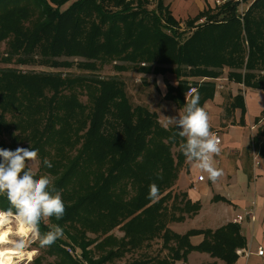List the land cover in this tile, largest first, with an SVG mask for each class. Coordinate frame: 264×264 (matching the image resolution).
Listing matches in <instances>:
<instances>
[{
	"label": "trees",
	"instance_id": "16d2710c",
	"mask_svg": "<svg viewBox=\"0 0 264 264\" xmlns=\"http://www.w3.org/2000/svg\"><path fill=\"white\" fill-rule=\"evenodd\" d=\"M240 3L226 1L187 22L189 27H198L195 23L203 17L208 21L221 17V22L214 25H221L216 37L211 25L204 24L195 34L180 39L176 29L179 21L168 5L164 10L170 24L162 19L161 0L158 13L142 4L134 8L124 0H0V42L8 41L10 55H25L19 58L22 62L26 56L38 54L43 64L53 67L60 63L56 57L76 53L102 61L109 58L157 62L156 66L146 64L137 69L147 73L153 70L162 76L174 72L178 78L185 64L194 68L192 75L217 78L220 72L213 69L221 64L240 67L241 55L236 60L234 57L245 48L244 74L230 73L229 78L247 87L261 88L253 82L256 76L251 71L264 69V0H254L244 12H240ZM140 16L143 19L138 20ZM93 18H97V24L85 35L84 42H77L75 29L91 23ZM145 19L152 25L148 26ZM242 34L246 36V47L240 44ZM234 38L237 40L231 45ZM81 64L91 68L94 61ZM62 75L16 68L0 72V123L6 124L8 113L16 116L19 134L27 148L39 149L41 167L56 176L55 185L62 191L66 204L63 219L53 218L51 222L63 228L64 236L72 244L62 238L48 252L67 264H113L145 241L159 238L168 250L167 255L137 258L123 264H175L187 261L194 250L207 252L225 264H235L239 259L237 250L247 246L239 222L232 221L217 229H190L183 234L169 226L197 214L201 207L186 194L180 193L181 202L172 194L184 157L180 152L176 158L172 154V144L181 138L177 136L173 142L169 137L179 129H165L156 112L144 105H133L123 82L115 77ZM176 81V85L167 83L164 97L179 107H184L186 97L190 99L193 94H198L204 107L214 95L210 82L188 96L192 86ZM81 94L87 96L88 103L81 101ZM112 103L122 123V133L118 135L104 130ZM230 107H241L238 123L245 125L247 108L242 93L233 98ZM253 140L264 156V129ZM45 157L52 163L51 169L44 167ZM158 175L163 178L158 179ZM153 182L160 189L157 202L148 199ZM171 198L174 201L169 204ZM8 206L6 199L0 197V208ZM116 227L124 232L122 237L112 234ZM47 230L42 224L41 231ZM199 234L204 238L194 245L191 236ZM79 255L81 258H77Z\"/></svg>",
	"mask_w": 264,
	"mask_h": 264
},
{
	"label": "rangeland",
	"instance_id": "374dc122",
	"mask_svg": "<svg viewBox=\"0 0 264 264\" xmlns=\"http://www.w3.org/2000/svg\"><path fill=\"white\" fill-rule=\"evenodd\" d=\"M107 1V0H104ZM160 0H124V3H131L133 4L134 8H139L140 5L142 4L143 6H147L149 9H155L158 12H162V19L169 25L170 22L167 19V15L165 12V6L168 4L169 0H161L163 1V9L160 8V11L158 9V4ZM244 3H240V12L246 11L247 8H249L250 4L253 2L252 0H243ZM140 4V5H139ZM216 6L219 4L215 2ZM143 19L142 16L138 18V20ZM96 19H92L91 23H83L80 24L75 29V34H76V41L77 42H84L85 35L90 33L91 29L93 26L97 24L98 21ZM145 23L149 26L152 25V22L145 19ZM208 19L201 18L196 22L195 24H198V27H189L187 22L186 25L183 23L182 25L179 26V28H176L178 30V36L180 39H185L191 34L194 33L199 27H203L202 25H211L210 28L213 29L214 31V37L217 35L221 25L214 26L218 23L221 22V17H214L213 19ZM206 22V23H205ZM242 21H240L241 23ZM86 26V27H85ZM85 27V29L83 28ZM236 27V26H235ZM166 33L168 34H173L172 31L168 28H162ZM234 30V28H232ZM124 32V30H123ZM180 32V33H179ZM195 34V33H194ZM222 34V33H221ZM87 37V35H86ZM99 39H103L102 36H99ZM237 38H234V41L231 42V45L236 42ZM82 44V43H81ZM210 44V43H208ZM240 44L242 46L246 47L247 46V41H246V36L245 34H242V38L240 40ZM244 52L245 48L243 50H238L236 53L238 55L235 58H238L241 55V61H240V67H232L228 66L227 63L221 66H218L214 68L213 70H216V72H220V78L222 79L223 75H227L229 78L230 73H235V72H240L241 74H244L245 71V63H243V58H244ZM204 54V53H203ZM25 55H22L19 57L18 55H15L14 53L10 55L8 52V41L4 40L0 42V72L4 68H16L19 69L23 72H56V73H62V76H71V77H87L89 79L92 78H111L115 77L119 79L121 82H123L127 95L129 99L131 100L133 105H144L147 106L151 111L156 112L157 117L159 122L162 124L163 121V116L166 117H174L178 115L179 109H182L183 107H179L176 102L172 100H167L165 99V93L167 91V83H175L177 82L176 80L179 79L181 81L187 82L188 86H193L196 88L201 87V85L208 84L209 82L212 83L213 85H210L213 90H210V92L214 91V95L212 98L210 97L209 99L213 101L210 104H207L208 108L212 109V112L214 111L215 113L209 112L208 109L206 110L209 115H210V122H211V130H218L221 134L222 137L224 134L230 135L231 139L233 140H253L259 132H261L264 129V114L261 113L259 118L257 120H254L255 123L257 122L258 126H255L252 128L250 125L248 127H241L239 124H237L240 127H237L236 129L232 128L231 125H229L225 130L223 127L227 126L230 121L233 120L234 123H238L242 117V111H239L238 118L233 117L234 111L236 108L230 107V104L233 102V98H231L230 93H228L226 90V85L232 80V78L219 80L217 78H209V77H203V76H196L192 75L191 70L194 68L188 64H185V66L182 68V75H180L178 78L177 75L174 72H167L163 76L164 78V84L162 85L163 88L160 87L158 80L161 78V75L156 74L153 70L150 72H144L137 67L141 66H156L159 63L157 62H139V61H131L128 59H117V60H110L109 58H105L102 60L100 59H88L80 54L76 53H65L61 56H58L55 58V60H58L60 63L55 66H49L46 64H43V60L40 58V55L35 54L31 56H26V60L22 62L21 59L19 58H24ZM227 57V56H226ZM8 58V59H5ZM18 59L20 61H18ZM94 61V65L91 68L84 67L81 63L83 61ZM110 60V61H109ZM164 67H168L169 64H164ZM201 68L203 66H200ZM153 68V67H152ZM193 68V69H192ZM253 74H255V78H253V82L257 83L261 89L264 90V69L263 68H256L253 71H251ZM233 76V75H232ZM231 77V76H230ZM234 77V76H233ZM236 82V81H235ZM166 84V85H165ZM243 84V83H242ZM223 85V87H222ZM216 90L222 92L216 94ZM230 92V91H229ZM202 93V92H201ZM188 94V93H187ZM222 94V95H221ZM205 95V94H204ZM202 95V96H204ZM189 96V95H188ZM80 99L84 103H88V98L85 94L80 95ZM208 99V100H209ZM119 99H117L118 101ZM206 103V102H205ZM204 103V105H205ZM222 107L221 113H218V109ZM112 108V113L109 112L106 116L105 123H104V130L107 134H112V135H118L122 133V123L119 118L114 113V107L115 103H112L111 106ZM116 108V107H115ZM241 109V107H238ZM216 110V111H215ZM218 111V112H217ZM253 110L249 113L250 117L253 115ZM215 115L218 117L215 118ZM16 116L12 115L11 113L6 114V119L4 122L6 124L0 123L2 129L0 130V143H3V146L0 148H5V149H11L15 150L17 147H24L27 148L26 142L23 139V135L19 134V129L16 127ZM239 119V120H238ZM261 120V121H260ZM246 126V125H245ZM171 128V127H169ZM178 142H175L172 144V154L176 158L182 151L179 148V143L181 140H177ZM184 157V155H183ZM39 160L41 162V158L39 156ZM216 163V162H215ZM190 162L186 160L184 157L183 163L179 166V173L181 170H188ZM40 163V173L41 174H50L47 172L46 169H42ZM53 178L54 181L56 179V176L54 174H50ZM245 183H241V186H246L247 190L250 192L248 199L250 201L255 199L254 193L252 191L254 187V182L256 181V177L252 180H249L247 177L244 179ZM185 184V183H184ZM185 187V186H184ZM132 193H134L131 190ZM173 196L177 198V201L181 202V194L176 191H172ZM174 200L171 198L169 200V204L172 203ZM202 218V216H201ZM207 218L203 217L202 221L203 223H207L206 221ZM247 221V220H246ZM252 222L250 225L247 222H244V225L248 226V236L249 238L251 235H253V244L255 247L257 246V242H255V234L253 233L252 229ZM190 224H186L183 226H188ZM13 229L15 230V227L13 226ZM253 233V234H252ZM91 237H96L95 233H89ZM112 234H114L117 237H122L124 235V232L120 229V227H116L113 231ZM65 240H68V242L71 243L69 239H67L65 236H63ZM264 241V239H263ZM264 245V244H263ZM261 246V245H259ZM258 247V246H257ZM256 247V248H257ZM94 248V246H92ZM32 251H35V254L30 257V259H26L23 264H67V263H62L60 260H58V257L56 255H52L48 252V248H43L40 249L37 245H32V247L29 249ZM80 251L78 250V253ZM167 249H164L162 247V240L159 238L152 239L151 241H145L141 246L136 248L135 250L127 252L123 258L121 259H116L113 264H123L124 262L132 261L137 258H144V257H153V256H164L167 255L168 253ZM254 252H257L254 250ZM260 254L259 252H257ZM261 255V254H260ZM77 258H81V256H77ZM250 264H254L251 262ZM258 264V263H257ZM261 264H263L261 262Z\"/></svg>",
	"mask_w": 264,
	"mask_h": 264
},
{
	"label": "clouds",
	"instance_id": "9594fccd",
	"mask_svg": "<svg viewBox=\"0 0 264 264\" xmlns=\"http://www.w3.org/2000/svg\"><path fill=\"white\" fill-rule=\"evenodd\" d=\"M165 129L177 130L170 140L180 137L179 148L194 168L207 173L215 183L223 176V170L216 166L214 157L221 153L220 141L211 130L210 115L201 106L198 94H193L178 115L163 116ZM39 149L17 147L15 150L0 148V197L8 202L7 208H0V264H23L30 259L28 250L32 245L40 249L49 248L64 236L58 223L66 214V204L50 174L40 173ZM44 167H53L45 157ZM162 179V176L157 177ZM159 186L149 185L148 199L157 202ZM47 231H41V225ZM13 226L15 230H13Z\"/></svg>",
	"mask_w": 264,
	"mask_h": 264
},
{
	"label": "crops",
	"instance_id": "0c3cea01",
	"mask_svg": "<svg viewBox=\"0 0 264 264\" xmlns=\"http://www.w3.org/2000/svg\"><path fill=\"white\" fill-rule=\"evenodd\" d=\"M167 5L180 25L183 23L186 25V22L196 19L200 13L211 12L216 8L215 0H169ZM163 77L161 75V78L158 80L161 88H163L162 85L165 82ZM218 79L224 81L229 78L227 75H223L222 79L220 77ZM172 84L176 85L177 82ZM225 88V91L230 93L231 98H234L239 93L243 94L247 111L245 114L246 126L239 123L233 124L232 120L227 126L223 127L224 130L229 125L234 129L240 126L242 128L249 125L253 128L258 126L254 120H257L256 118L261 115L264 109V90L247 87L235 81H230ZM216 91V94L219 93L220 96L222 92ZM212 102L209 99L204 105L205 109H208L209 112H212V109L208 108L207 104ZM240 110L242 111L238 107L235 109L232 119L234 117L238 118ZM252 110L253 115L250 117L249 113ZM218 111V113H221V106ZM212 113L215 112L213 111ZM217 117L215 115V118ZM220 147L221 153L219 156L214 157V159L216 166L221 168L224 174L217 182H211L207 178V173L194 168L191 163L188 170L180 171L174 191L178 192V194H186L190 201L193 203L199 202L201 207L197 214L193 216L187 215L184 220L171 222L169 226L174 231L182 234L190 229H217L229 222L235 221L238 215H242L244 216L240 222L242 233L246 236L247 246L251 248V254L249 258L239 255V259L235 264H250L251 262L254 264H261L262 262L264 264V156L261 155L259 148L255 147L254 140H233L230 135L226 134L222 137ZM254 154L257 155V158H255ZM199 174H204V180H197ZM246 177L252 181L256 177L255 185L252 189L255 199L252 201L248 199L250 192L246 186H241V183H245L244 179ZM201 216L202 218H207V223H203L204 221H202ZM244 222H247L249 225L252 222L251 225L255 234L257 248L253 244V235L249 238V227L244 225ZM187 223L190 225L183 226ZM203 238L202 234L193 235L191 236V242L196 245ZM260 249H263V254L261 255L257 253ZM254 250L257 252H254ZM210 262L225 264L223 260L213 258L209 253L197 250L192 251L188 255L187 261H177L175 264H201Z\"/></svg>",
	"mask_w": 264,
	"mask_h": 264
},
{
	"label": "built area",
	"instance_id": "2783aa9c",
	"mask_svg": "<svg viewBox=\"0 0 264 264\" xmlns=\"http://www.w3.org/2000/svg\"><path fill=\"white\" fill-rule=\"evenodd\" d=\"M226 1H229V0H215V2H217L219 5L225 3ZM241 3H244L243 0H239ZM196 91V88L195 87H191L189 90H188V94L187 95H191L193 92ZM253 128V127H252ZM215 134H216V137L218 138V140L220 141V145L222 144V134L218 131V130H214L213 131ZM255 158H257V155L254 154ZM204 174H199L197 176V180L198 181H202L204 180ZM244 216L242 215H238V217L235 219V222H241L243 220ZM238 254L239 255H242V256H245L247 258H249L250 254H251V248L249 246H246L244 248H240L237 250ZM259 253L260 254H263V249H260L259 250ZM80 256V255H79Z\"/></svg>",
	"mask_w": 264,
	"mask_h": 264
},
{
	"label": "bare ground",
	"instance_id": "6f19581e",
	"mask_svg": "<svg viewBox=\"0 0 264 264\" xmlns=\"http://www.w3.org/2000/svg\"><path fill=\"white\" fill-rule=\"evenodd\" d=\"M13 230H14V229H13ZM28 252H29V256H30V257H32V256L35 254V251H32V250H28ZM26 259H28V258H26ZM26 259H25V260H26Z\"/></svg>",
	"mask_w": 264,
	"mask_h": 264
}]
</instances>
